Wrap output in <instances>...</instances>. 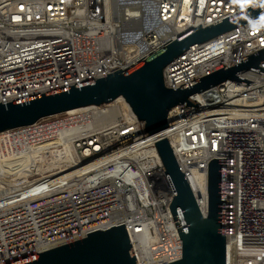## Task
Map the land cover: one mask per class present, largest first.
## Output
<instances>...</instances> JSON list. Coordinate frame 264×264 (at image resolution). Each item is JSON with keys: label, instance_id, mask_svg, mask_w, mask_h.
I'll use <instances>...</instances> for the list:
<instances>
[{"label": "built area", "instance_id": "1", "mask_svg": "<svg viewBox=\"0 0 264 264\" xmlns=\"http://www.w3.org/2000/svg\"><path fill=\"white\" fill-rule=\"evenodd\" d=\"M260 2L0 0V103L125 70ZM262 49L264 24L248 22L191 46L165 68L164 84L178 89ZM238 77L253 83L226 81L191 96L199 109L172 108L165 134L203 217L209 162L226 159L227 260L264 264V74ZM2 134L9 154L0 152V264L124 224L138 264L182 259L164 165L125 101L6 131L3 143Z\"/></svg>", "mask_w": 264, "mask_h": 264}, {"label": "water", "instance_id": "2", "mask_svg": "<svg viewBox=\"0 0 264 264\" xmlns=\"http://www.w3.org/2000/svg\"><path fill=\"white\" fill-rule=\"evenodd\" d=\"M264 14L259 3L206 28L201 25L169 41L125 70L10 103H0V133L31 126L42 119L91 106L100 107L123 98L144 131L155 140L173 193L170 206L183 243L182 259L170 264H229L226 257V159H213L207 172L208 214L203 217L184 173L165 136L169 111L184 104L201 106L191 96L226 81L250 85L238 77L246 69L264 74V49L229 68L225 66L178 89L164 84V70L194 44L208 42ZM230 64V63H229ZM85 239L10 264H138L125 224L87 234Z\"/></svg>", "mask_w": 264, "mask_h": 264}, {"label": "clouds", "instance_id": "3", "mask_svg": "<svg viewBox=\"0 0 264 264\" xmlns=\"http://www.w3.org/2000/svg\"><path fill=\"white\" fill-rule=\"evenodd\" d=\"M254 0H238L240 3V7L243 9L247 4H252ZM259 6L264 8V0H261ZM250 24L257 25V24H264V14H262L258 21H249Z\"/></svg>", "mask_w": 264, "mask_h": 264}, {"label": "bare ground", "instance_id": "4", "mask_svg": "<svg viewBox=\"0 0 264 264\" xmlns=\"http://www.w3.org/2000/svg\"><path fill=\"white\" fill-rule=\"evenodd\" d=\"M112 3H113V1H112ZM116 102H124V99H123V98H119V99L116 100ZM126 104H127V103H126ZM2 135H3V136H2V138H1V142L3 143V142H5V141H7V140H6V132L3 133ZM165 136H166V134H165ZM166 138H167V137H166ZM151 145H156L154 139H152ZM0 152H1V156H3V157H4V156H7V155L9 154V150H8V148H5V147H3V146H2V148L0 149ZM138 239H139V240L141 239V236H140V235H138ZM141 250H142V249H141Z\"/></svg>", "mask_w": 264, "mask_h": 264}]
</instances>
